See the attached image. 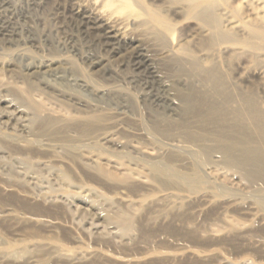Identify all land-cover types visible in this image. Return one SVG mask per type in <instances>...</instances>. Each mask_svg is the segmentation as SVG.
Wrapping results in <instances>:
<instances>
[{
  "label": "rangeland",
  "instance_id": "374dc122",
  "mask_svg": "<svg viewBox=\"0 0 264 264\" xmlns=\"http://www.w3.org/2000/svg\"><path fill=\"white\" fill-rule=\"evenodd\" d=\"M3 1L0 0V101L1 99L4 100L0 103L1 109L6 110L7 105L13 104L12 109L19 110L23 117L25 116L24 118L34 119L35 117L37 105L26 92V84L21 83L28 78L27 73L29 72L24 69L27 61L13 56L9 51L10 48L15 49L17 44L26 42L30 56L32 55L36 59L52 57L62 61L61 63L58 62L59 64L56 63L59 66L58 73L44 80L39 76L34 77L35 79L31 77L32 81H29V85L35 88L37 84H42L45 92H48L49 99H52V102L54 100V103H60L59 99H61L60 101L71 103L72 107H75L74 102L76 100H83L89 106L91 105L92 109L95 106L103 107L105 110L97 112L103 119H106L108 114L112 113V109L117 106L121 104L125 107L128 106L129 109L128 107L124 108L127 112L116 119L120 124L121 137L129 132L151 131L148 127L150 123L145 121L143 117L144 105L147 101L148 107L155 108L153 120L158 134L169 131V134H173L179 140H182L181 135L186 133L203 135L202 137L208 140L206 141L208 145H214L217 141L227 138L235 141L232 153L239 160L242 159L241 162H244L246 169L248 168L247 173L248 171L249 173L230 170L224 165L219 166L220 168L218 167L217 170L215 169L221 182L216 186L207 184L210 186L211 202L207 205H193V209L187 211L188 214L184 211V216L192 220L191 224L193 225L184 229L183 226L177 224L181 222L175 220L167 222L164 226L167 228V232H170L169 236L167 234L163 238L166 244L164 246L180 249V254L175 257L176 260L174 258L168 261H154L145 264H227L224 257L233 262H238L245 257V259L254 261H264V209L261 205L264 203V42L252 37L251 41L254 43V48L246 49L241 45H236L230 46V49L227 50H213V53L209 52L210 55L213 54L211 63L206 58L208 53L206 48L210 46L209 43H211L213 34L211 36L210 30L199 20L200 16H198L201 11L202 13L221 16L223 21L225 20L226 26L230 22H233L232 25L238 24V33L244 37L247 36V31L243 29L240 20L252 19L258 10H262L263 3L258 0H232V7L221 2L215 6L196 8L193 15L190 14L187 3H179L176 0H145L146 2L135 0L139 5L143 6L144 4L146 7L149 6L162 12L172 22L171 30L167 31L153 20L151 14L143 15L131 21H123L127 25V33L125 38L120 39L123 41L122 50L126 51L139 47L146 55L145 60L148 66L138 70L130 61L120 62L121 54L118 53L119 51H114L117 48L115 42L112 41L105 45L93 29L90 28L88 33L84 29L83 32L78 30V21L75 19L73 21L68 12V10L70 11L69 5H72L76 0H65L67 2L64 0ZM98 1V8L103 14L112 13L121 19L124 18L121 13L116 11L115 5H108L105 0ZM13 6L17 7L14 8ZM225 12L230 16L229 18ZM229 19L230 22L227 21ZM173 41L176 44L175 54L164 59L160 58L163 47L165 46L164 50L168 49ZM99 42L100 44H98ZM66 44L67 47L64 46ZM67 49L72 52H66ZM100 49L101 53L99 52ZM59 56L60 58H58ZM99 61H103L107 67L105 68L103 63L96 64ZM101 67L110 70L109 73L103 75V68ZM209 68L215 69L212 72L215 73V76L204 72L208 71ZM76 80H86L91 86H89L90 89L85 93L82 92L76 86L77 82H74ZM224 82L227 85L223 84ZM117 86H122L124 93L122 96L111 91ZM224 86H227L228 89H225ZM95 88L98 90L96 91ZM239 95L243 100L240 99ZM70 96L74 100L68 102L67 97ZM56 97L59 99L57 100ZM108 122V120H99L95 121L94 125H106ZM60 126H55L56 129L55 127L46 129L43 134L48 131V136L43 135V138L59 143L62 138L65 140V134H69L66 140L69 138L68 136H70L68 140L71 138L78 140L77 135L71 131L61 132ZM57 127L60 128L59 131ZM51 130L56 134H52ZM51 134L55 136V139ZM95 142L97 141L94 138L90 139V146L92 147L90 151L100 150ZM180 143L182 150L189 147L186 143ZM65 151H63L64 154L59 153L62 156L60 160L74 168L75 179L73 180L75 186H78L74 189L63 185L64 180L58 170L45 169L34 160H25L24 163L26 166H30L32 172L38 175L40 179H50L56 183L54 188L65 187V189L70 190L71 196L67 201V207L72 205L74 209L80 205L82 208H87V202L84 201L85 195L96 199L97 195L101 198L103 195L116 196L124 192L130 195L149 194L150 192H158L162 188V184L154 181L151 182L152 187L149 188L128 186L124 189L123 184L101 174L96 167H89L90 169H87L84 175L70 160L74 153ZM183 155L185 156L183 158L187 157L190 162L171 160V163H168L166 161L170 168L167 175L161 176L159 179H163L165 182L170 180V182L177 184L178 188L188 189L187 184L181 181L179 183L177 179H198L196 174L198 167H196L193 159L195 156L192 157V155L188 158L189 155ZM21 165L19 168L23 171L25 165ZM20 169L11 168L7 171H1L0 183H10L21 179L18 173L21 171ZM212 186L214 187L212 188ZM12 196L10 193L3 195V201H0V211L7 208H17L16 204L19 203H16ZM91 200L88 199L89 202ZM42 210L39 212L40 216L37 217L56 225L51 227L41 225L43 234L59 236L65 247L69 249L82 245L83 247L97 246L95 241L101 239L98 236L91 238L89 233L85 232L87 226L72 224L69 219V210L64 207L44 206ZM17 212L22 211L17 209ZM82 212L87 213V217L91 216L90 211L83 209ZM23 213L29 215L27 211H23ZM19 215L21 216V214ZM223 216L230 217L239 224L229 227L225 225ZM97 222L101 225L100 230H103L106 224L105 220L99 219ZM211 224L218 229L216 236L200 234L194 228L202 229ZM22 225L23 222L18 219H0V235H2L0 236V264H12L9 261L10 258L5 254V243H20V240L26 237ZM242 225L247 227L240 229ZM34 252L32 251L30 254L33 253L32 256L38 264H111L99 258L71 262L55 254L44 255L41 252ZM237 258L239 259L237 260Z\"/></svg>",
  "mask_w": 264,
  "mask_h": 264
},
{
  "label": "bare ground",
  "instance_id": "6f19581e",
  "mask_svg": "<svg viewBox=\"0 0 264 264\" xmlns=\"http://www.w3.org/2000/svg\"><path fill=\"white\" fill-rule=\"evenodd\" d=\"M176 1L179 3H187L188 5H186L189 6V12L193 15L196 8L200 9V7L203 6H215L221 4V2L229 7L232 3V0ZM258 1L264 4V0ZM12 2L14 1L12 0ZM98 2V0H95L94 2L92 0H76L72 5H69L70 11L68 10V12L73 21H78V30L83 32L84 29L88 33L90 28L93 29V31L96 32L98 38H100V40L103 41L105 45L110 44L112 41L116 43L117 48L114 51H119L118 53L121 54H119L121 57L120 62L125 63L126 61H130L135 69L139 70L142 67L144 68L147 65L145 60L146 55L143 54L139 47L126 51L122 50L123 41L120 39L125 38L127 33V25L123 21H131L132 19H138L143 15L146 16L147 14H151L153 15L152 18L155 22L161 25L165 30L170 31L172 25L170 19L166 15L162 14V12L158 10L156 11L154 8H150L149 6L146 7L144 4L143 6L139 5V3H137L135 0H105L106 4L115 5L116 11L121 13V15L124 17L121 19L117 16H114L112 13L109 14L106 12L107 14H103L98 8ZM261 8L262 10H258L254 17H251L252 19L245 18V20H240L243 29L247 31V36L244 37L240 36L238 33L237 22V25H232L233 22H230L229 19L227 21L230 23L226 26L224 23L225 20L223 21L221 16H218L217 14V16H215L212 14L202 13V11L201 13L199 12V20L202 21L203 24L210 30L209 33L211 36L213 34L211 37V43H209L210 46H206L208 47L206 48L208 53L219 49L227 50L230 49V46L236 45H241L246 49L254 48V43L251 41L252 37L264 42V5L261 6ZM229 17L230 16H228V18ZM26 44V42H23L21 44H17L15 49H8L13 56H16L17 58H23L27 61L24 65V69L28 70L29 72L27 73L28 78L24 79L21 83L23 85L26 84V92L29 94L31 100L37 105L36 113H34V119H29L24 118L25 116L23 117V114L16 108L13 110V104L7 105L5 107L6 110L0 108V172L7 171L11 168H18L19 170V166H22L21 164L25 165V160H34L37 164L45 169L58 170V172L61 173V178L64 180L63 185L74 189V187H78L75 186V182L73 180L75 179L74 168L60 160L62 156L59 153L62 152V154H64L63 151L66 150L74 153H72L73 155H71L72 158L70 157V160L84 175L87 169H90L89 167H96L101 174L123 184L124 189H126L128 186L149 188L152 187L151 182L154 181L162 184V188L158 192L136 195L125 194L126 192L122 190L124 193L121 195H103L101 198H99L100 196L97 195L96 199L85 195L84 201L85 203L87 202V208H82V206L77 205L73 209L72 205H69L68 207L66 206L67 201L71 196L70 190L65 189V187H59L60 189L54 188L56 183H53L50 179H40L38 175L32 172L30 166L25 165L24 168L22 167L23 171L21 169V171H18L21 179L10 183H0V201H3L4 194L10 193V195H13L12 198L16 201V203H19L16 204L17 208L15 209L7 208L3 211H0V219H18L20 222H23L22 230H25L26 233V237L20 240V243L6 242V247L3 245L6 248V256L10 258L9 261L12 262V264H38L37 260L34 258V256H32L33 253L30 254L32 251L34 252V250L41 252L44 255L55 254L71 262L99 258L111 264H145L147 262L151 263L154 261H168L174 259L176 256H178V254H180V249L176 247H165L166 244L164 243L163 238L165 235L168 234L167 236H169L170 234V232H167V228H164L165 224L167 222L177 220L181 222L177 224L183 226L184 229L193 225L191 224L192 220H189L186 216H184V213L190 209H193V205H207L209 202H211V197L209 195L210 186L207 184H213L216 186L221 182V179H218V173L215 171V169L217 170L219 166L221 167V165H224L230 170L247 173L248 168L246 169L244 162H241L242 159L239 160V158H236V156H234L232 153L235 141L227 138L217 141V143L214 145H208L206 142L208 140L205 137H202L203 135L198 136L193 133H186L185 135L180 134L182 140H179L178 138L174 137L173 134H169V131H165L163 133L160 132L161 134H158L157 129L155 128L156 124H154L153 120L155 118L153 114L155 108L152 109L151 106L148 107L146 105L147 101L144 105L145 110L143 111V117L145 121L150 123L149 126H147L151 131L129 132L125 136L121 137L120 124L116 121V119H118V116L121 114H125L127 112L124 108L128 106L125 107L123 104L117 106L116 108L112 109V111L110 110L112 113H109V116L106 119H103L99 116V114H97V112L105 110L103 107L95 106L92 109L91 105L89 106L88 103L83 100H76V102H74L76 106L72 107L71 103L68 104L60 101L61 99L59 98L58 99L60 103H54V100L52 102V99H49L47 94L48 92H45L42 84H37V87L35 88L31 87L29 85V81H32L31 77L36 78L39 76L44 80L47 77H51L53 74L58 73L59 66L56 63L60 62V60L58 61L56 58L52 57L36 59V57L29 55V49L26 47ZM98 44H100V42ZM64 46L67 47V44ZM164 48L165 46L163 47V50L161 49L162 53L160 54V58L162 59L169 57L176 52V44L174 41L168 49L164 50ZM177 51L179 50L177 49ZM66 52L70 53L72 51L67 49ZM99 52L101 53V49ZM208 53L207 57H205L210 62L213 60L211 59L213 54L210 55L211 53ZM58 58H60V56ZM101 63H103V61H99L96 64L99 65ZM103 66L105 68L107 67L106 64ZM105 68H103V75H107L110 71ZM213 69L209 68L208 71L204 72H208L209 75L214 74L215 76V73H212L215 71V69ZM74 82H77L76 86L79 87L84 93L90 89L89 82L86 80H76ZM223 84L227 85L225 82ZM224 87L225 89H228L226 88L227 86ZM241 89L243 90V88ZM97 90L98 89H96V91ZM111 91L122 96L123 88L122 86H117L112 88ZM244 97H246L245 94ZM67 98L68 102L69 100H74L72 99V96ZM235 98L237 97L235 96ZM240 99L243 100L242 97ZM57 100L55 101L58 102ZM2 101L4 100L1 99L0 103H2ZM246 103L242 104L246 106L248 104ZM242 108L244 109L245 107ZM99 120H108L109 122L106 125H94V122ZM57 125H61V129L59 128L61 132L71 131L76 134L78 140H72L74 138H71L72 141L68 140L70 136H68L69 138L66 140L67 135L69 134H65V140L62 138V141L59 143H54L49 141V139H44L43 135L46 136L48 131L44 134L43 132L46 131V129L53 128ZM52 134L56 133L52 132ZM52 137L55 139V136ZM92 138L97 141L95 143L97 146H99L100 150L94 149V151H90L92 149L90 146V139ZM180 142L188 144L189 147L184 148L185 150H182L183 148H181L182 145L180 147ZM183 154H186L187 156L189 155L188 158H190L192 155V157L195 156V158H197L193 159L195 161L196 167H198L196 171L198 179H177L178 182L181 181L187 184L189 187L188 189L178 188L179 186H177V184L174 182H170V180L165 182L163 179H159L161 176L167 175V171L170 168L167 164L171 163V160L181 162L188 161L187 157L183 158ZM65 155L67 156L66 153ZM90 172L92 171L90 170ZM101 174H99L100 177ZM213 187L214 186H212V188ZM78 192H80V190H78ZM88 199L91 201L89 202ZM34 205L36 207H33ZM261 205L264 209V203ZM44 206L59 208L64 207L65 209H68L70 215L69 219L72 224H76L77 226L85 225L87 226L85 232L87 231L91 238L92 236L93 238L94 236L101 238L95 241L97 246L91 245L83 247L82 245L78 247L76 246L73 249H69L65 247V245L62 243V239L59 236L44 235L40 228L41 225L46 227L55 225L53 222L44 221L37 217L40 216L39 212L43 211L42 208ZM17 209L21 210L22 212L18 213ZM83 209L85 211H90L91 216L88 215L89 217H87V213L82 212ZM23 211H27L29 215H26L23 213ZM19 214H21V216ZM99 219L105 220L106 224L104 226L105 229L103 228V230H100L101 225H99L98 222L96 223V221H99ZM223 220L225 225L229 227H234L239 224V222L227 216H223ZM211 225L204 226L202 229H199L198 227L194 228H196L197 232L200 234L216 236L218 229ZM245 227L247 226L242 225L240 229ZM3 242L5 241L3 240ZM226 258L224 257V261L227 264H264V261L245 259L246 257L240 261L238 260L239 258H237L238 262H233Z\"/></svg>",
  "mask_w": 264,
  "mask_h": 264
}]
</instances>
